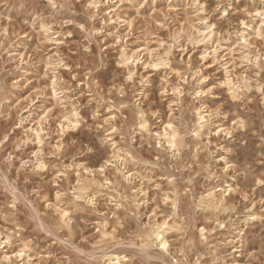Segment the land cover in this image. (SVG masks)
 Segmentation results:
<instances>
[{
    "label": "rangeland",
    "instance_id": "rangeland-1",
    "mask_svg": "<svg viewBox=\"0 0 264 264\" xmlns=\"http://www.w3.org/2000/svg\"><path fill=\"white\" fill-rule=\"evenodd\" d=\"M96 1L0 0V264H264V0Z\"/></svg>",
    "mask_w": 264,
    "mask_h": 264
},
{
    "label": "bare ground",
    "instance_id": "bare-ground-1",
    "mask_svg": "<svg viewBox=\"0 0 264 264\" xmlns=\"http://www.w3.org/2000/svg\"><path fill=\"white\" fill-rule=\"evenodd\" d=\"M90 6L95 11H98L99 7H100V2H98L96 0H90ZM122 58L124 59L125 63L129 62V60H130L129 58H127L124 55ZM133 62H134V60H133ZM204 120H205V117L198 114L197 123L195 125L196 137H199L200 134L202 133V129L204 128V125H203ZM168 125H171V124H166V126L163 128V131L161 133H157V135L165 140V143L168 144V147L170 150L175 151V150H178L180 147L181 136H180L179 132L174 128V126L171 125V127H168ZM139 128L141 130L147 132V133L149 132L148 125H147L145 120L139 121ZM223 160H225V159H223ZM230 167H231L230 164L225 166V168H224L225 173L229 171ZM225 184H226V186H222V187L220 185L210 187L200 196L199 204L201 207H203L204 210H207V211L225 210L226 202H227L226 196H229L231 193H234V188L232 187V185L227 184V182H225ZM88 187H89V184L86 182H82L80 184V190L81 191L87 190ZM219 192H221V193L218 194ZM64 216H65V214H64ZM221 226L224 229L226 228V226L224 224H222ZM168 230H169V225L165 222L164 223L161 222V224L160 223L155 224V226L150 228L149 232L144 234V236H143V241L145 243L144 245L146 247L156 246L157 248L162 250L164 253H168L169 252L168 249L170 246L169 245L170 242L168 241V237H167ZM201 231H202L201 237H203L204 240H207V238L204 234L205 229L203 228ZM240 233H241V231L238 232V234H240ZM102 235L107 236L108 234H107V232H103ZM240 239H241L240 242L243 243V237ZM234 242H235L234 240H229L227 242V244L230 245ZM163 245H167V247L165 248ZM108 259H109L108 264H120V263L126 261L127 257L122 256L121 254H118V253H113L109 256Z\"/></svg>",
    "mask_w": 264,
    "mask_h": 264
},
{
    "label": "snow or ice",
    "instance_id": "snow-or-ice-1",
    "mask_svg": "<svg viewBox=\"0 0 264 264\" xmlns=\"http://www.w3.org/2000/svg\"><path fill=\"white\" fill-rule=\"evenodd\" d=\"M53 6H55V5H53ZM226 14V13H225ZM143 126V125H142ZM168 127H171V125H168ZM262 182H264V181H262ZM65 215H67V213H65ZM165 248L167 247V245H163Z\"/></svg>",
    "mask_w": 264,
    "mask_h": 264
}]
</instances>
